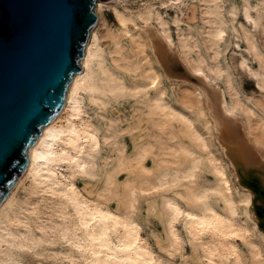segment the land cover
<instances>
[{
	"label": "bare ground",
	"instance_id": "bare-ground-1",
	"mask_svg": "<svg viewBox=\"0 0 264 264\" xmlns=\"http://www.w3.org/2000/svg\"><path fill=\"white\" fill-rule=\"evenodd\" d=\"M242 1L249 25L236 21V7L224 0L163 1L188 19L173 22L178 44L154 4L137 13L115 6L116 28L91 29L83 71L0 205V264H34V256L54 264H177L187 241L199 257L190 264H264V210L257 208L264 198V97L254 102L241 93L222 44L229 29L246 43L258 66L244 52L241 66L264 94V0ZM104 5H96L101 19ZM173 56L200 84L171 88ZM124 97H135L149 129L131 152L105 115ZM109 147L114 152L106 154ZM152 196L150 212L166 234L159 250L139 217L141 200Z\"/></svg>",
	"mask_w": 264,
	"mask_h": 264
},
{
	"label": "water",
	"instance_id": "water-1",
	"mask_svg": "<svg viewBox=\"0 0 264 264\" xmlns=\"http://www.w3.org/2000/svg\"><path fill=\"white\" fill-rule=\"evenodd\" d=\"M98 1L0 0V205L83 71Z\"/></svg>",
	"mask_w": 264,
	"mask_h": 264
},
{
	"label": "rangeland",
	"instance_id": "rangeland-1",
	"mask_svg": "<svg viewBox=\"0 0 264 264\" xmlns=\"http://www.w3.org/2000/svg\"><path fill=\"white\" fill-rule=\"evenodd\" d=\"M104 1H105V5L103 8L104 18L101 19L98 16V13L96 12V8H95V12L98 18H97V22L93 26L98 28L101 32L105 33L106 30H108V28L117 27V21L115 19V14L113 10L115 6L121 9L127 7L130 10L137 13L140 9H142L143 6H150L154 4L157 10L161 12L164 19L168 21L174 39L178 44L177 25L176 26L174 25L176 24L175 21L177 16H179L180 18H184L185 16H183L182 12L174 6L166 5L165 7V5L162 4V2L165 0H123V1L104 0ZM224 1L226 3L227 9L229 8L230 10L231 5H233L232 8L236 7V13H237L235 17L236 21H238L239 23L247 24L245 17L242 13V8H241L243 6L242 0H224ZM195 2H197V0H195ZM251 2L253 4L254 3L256 4V0H251ZM197 16L199 17L197 24L196 25L192 24L195 25L194 30L196 32L200 31V16L199 14ZM185 19L188 20L187 17H185ZM173 22L175 23L174 25ZM231 23L232 22L230 21L229 25H231ZM156 24H157L156 21H151L150 27L152 29H156L157 27ZM183 24L184 26H186L185 25L186 23ZM233 33L234 32L232 31V29H229V33L228 35H226V40L222 44L227 58L229 57L228 58L229 62L230 61L232 62V64L230 62L231 71L235 79L236 85L244 96H250V98L254 100V102H261V100H263L262 98L264 97L263 96L264 94L258 89L256 84V79L249 72H246V70L243 69V67L241 66V60L243 56L248 57L249 58L248 61L255 68L258 66V62L252 56L250 57L249 54L247 53L246 43L243 40L239 39ZM172 59H173L172 65L171 67L170 65H168L166 71L167 76L170 78V84L172 89L177 90L179 87L191 88V85H185L183 81H188L191 82L192 84H200L198 79L191 74V72L184 65L181 59L175 56H173ZM219 84L221 85V87H224V84L222 82H220ZM95 111L96 108L91 109V113H94ZM105 115L107 116L108 119L112 121V123L121 127V133L123 134L122 139L127 144L130 152L132 151L133 146L137 141H139L141 138L148 137L149 129L147 126V121L144 118V114L140 110V104L136 101L135 97H124V98H120L118 101H113L108 106ZM239 118L240 121H242L241 118H243V116L240 115ZM184 142L191 143V141L186 138L184 139ZM259 150L263 154V159H264V151L261 150L260 148ZM111 152L112 153L114 152L112 150V147L106 148V154ZM149 161H150V165H152L154 158L150 157ZM206 176L208 178H211L209 173L206 174ZM126 177L127 175L126 173H124L121 177V181H124ZM86 182L87 183L85 184H87L88 186H90L93 183V182H89L88 179H86ZM20 192L22 193L23 190H20ZM153 200L154 201L156 200V198L153 196L148 198H143L141 200V204L139 208V217L144 226V230H143L144 236L152 243L155 249L159 250V248L163 246L166 242V234L164 231L163 223L160 220V218L155 214H153L152 212H150L149 203L153 202ZM258 202L259 203L257 204V208L264 210V198L262 200L261 199L258 200ZM198 258L199 257L196 248L189 241H187L185 244V250L176 257V261L177 264H190L192 261L197 260ZM31 260L33 261L34 264H54L50 258H45L43 256H34L31 258Z\"/></svg>",
	"mask_w": 264,
	"mask_h": 264
}]
</instances>
